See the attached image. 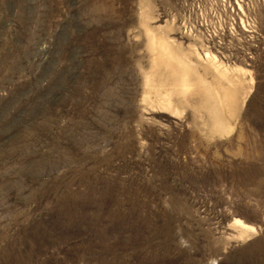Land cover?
Instances as JSON below:
<instances>
[{"label": "rangeland", "instance_id": "obj_1", "mask_svg": "<svg viewBox=\"0 0 264 264\" xmlns=\"http://www.w3.org/2000/svg\"><path fill=\"white\" fill-rule=\"evenodd\" d=\"M0 264H264V0H0Z\"/></svg>", "mask_w": 264, "mask_h": 264}]
</instances>
